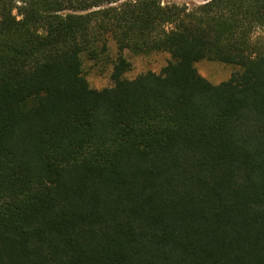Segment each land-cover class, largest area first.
Instances as JSON below:
<instances>
[{"label":"trees","instance_id":"trees-1","mask_svg":"<svg viewBox=\"0 0 264 264\" xmlns=\"http://www.w3.org/2000/svg\"><path fill=\"white\" fill-rule=\"evenodd\" d=\"M0 264H264V0H0Z\"/></svg>","mask_w":264,"mask_h":264},{"label":"rangeland","instance_id":"rangeland-1","mask_svg":"<svg viewBox=\"0 0 264 264\" xmlns=\"http://www.w3.org/2000/svg\"><path fill=\"white\" fill-rule=\"evenodd\" d=\"M134 1V0H123ZM163 5L168 3H176L179 5H199L209 0H161ZM111 56H106L102 60L95 62L89 60L86 56L83 57L84 69L90 85L93 88H106L114 85L111 78L113 64L109 57H114L115 46L111 44ZM127 58L133 63V69L126 74V78L134 79L140 74L154 71L159 73L166 66L169 55L166 53H153L150 55L137 56L130 52H126ZM198 72L204 76L209 82L218 85L227 81L234 73L239 72L240 68L222 64L219 62L201 61L196 64Z\"/></svg>","mask_w":264,"mask_h":264}]
</instances>
